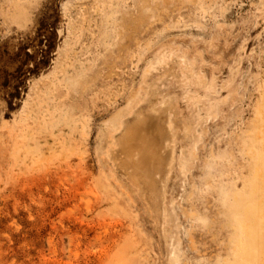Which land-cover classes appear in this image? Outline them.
I'll return each instance as SVG.
<instances>
[{"label": "rangeland", "instance_id": "1", "mask_svg": "<svg viewBox=\"0 0 264 264\" xmlns=\"http://www.w3.org/2000/svg\"><path fill=\"white\" fill-rule=\"evenodd\" d=\"M0 264H264V0H0Z\"/></svg>", "mask_w": 264, "mask_h": 264}, {"label": "bare ground", "instance_id": "2", "mask_svg": "<svg viewBox=\"0 0 264 264\" xmlns=\"http://www.w3.org/2000/svg\"><path fill=\"white\" fill-rule=\"evenodd\" d=\"M124 143H125V142H124ZM127 144H128V142H127ZM129 147H130V145H129ZM125 148H126V147H125ZM170 148H171V147H170ZM136 150H137V149H136ZM139 152H140V151H139ZM148 153H149V152H148ZM163 153H164V152H163ZM137 154H138V153H137ZM143 155H144V154H143ZM171 155H172V154H171ZM140 156H141V157H144V156L140 155V153H139L138 157H140ZM141 157H140V158H141ZM142 159H143V158H142ZM142 159H140V160H142ZM147 160H148V159H147ZM138 161H139V160H138ZM145 161H146V160H145ZM146 162H148V161H146ZM146 162H143V164L146 163ZM140 163H141V161L138 162V164H140ZM171 163H172V162H171ZM146 164H147V163H146ZM146 164H145V165H146ZM146 166H147V165H146ZM144 167H145V166H144ZM140 168H141V167H140ZM142 168H143V167H142ZM142 168H141V169H142ZM154 169H155V168H154ZM129 170H130V169H129ZM165 173H166V172H165ZM162 174H163V173H162ZM159 178H160V177H159ZM160 182H161V181H160ZM162 182H163V181H162ZM158 185H159V184H158ZM158 187H159V186H158ZM154 196H155V195H154ZM158 198H160V197H158ZM162 198H163V197H162ZM163 199H164V198H163ZM162 201H163V200H162ZM159 210H160V208H159ZM163 211H165V210H163Z\"/></svg>", "mask_w": 264, "mask_h": 264}]
</instances>
